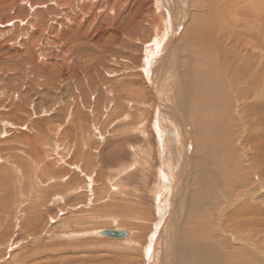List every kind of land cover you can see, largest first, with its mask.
<instances>
[{"label":"rangeland","instance_id":"374dc122","mask_svg":"<svg viewBox=\"0 0 264 264\" xmlns=\"http://www.w3.org/2000/svg\"><path fill=\"white\" fill-rule=\"evenodd\" d=\"M137 1L0 0V175L2 179H4L1 180L0 177V211L2 212V214H0V219H2L0 225V239H9L12 245L15 246L20 244L18 247L22 249L20 250L21 252L18 251V253L16 252L18 248L14 250L16 253H14L12 249H9L7 252L6 249L7 255H5V257H8L5 261L7 262L6 264H55L56 262H58V264H66L69 262L72 264H152L150 260L147 261L149 259L147 256L149 250H147L146 247L150 245L149 242L155 237V226L159 223L157 221H159L160 218L159 209L157 208L159 202L156 198V190H158V186H161V182L158 179L161 158L159 157V147L157 145L158 137L153 131V122L156 118V112L158 111L156 110L158 102L154 94H152V89L148 83L147 77L143 74V60H145L146 46L153 45L154 41L152 42V40H154L155 33H157L158 30V28H155V26L158 25V15L150 13L148 14L150 16H147L145 20L140 18V21L143 23L142 30L138 27H133L131 29L132 32L127 31V34H124L121 38H118L119 34L117 32L121 21H123V19L125 21L126 18L123 17L122 19L120 13L125 15V9L136 7V4L138 5V3L141 2V0ZM192 1L194 0H187L189 7L187 6V9L184 10L186 14L189 13L187 24H190L192 18L195 17V14H193L194 12H190V10L195 11V3ZM104 2H106V4H104ZM143 3L142 6L147 2L144 1ZM119 5L121 7L123 5V12H116ZM112 6L114 8H112ZM143 20L145 22H143ZM201 24L202 22L195 17L193 27L200 26ZM144 25L148 26L145 27ZM146 29L147 31H145ZM107 30L108 32L104 33V31ZM102 33H104V35H102ZM106 36L109 37L107 38ZM143 38L147 41L145 42ZM134 40H136V43ZM122 41L124 42L122 43ZM126 41H128V45L125 44ZM121 43L124 46L121 45ZM179 44L177 46V52L179 54L181 52V58H179L180 61H178V65L183 60L182 58L186 56L183 55L185 53H183L182 50H179L181 49ZM107 47H111L109 48L111 50H107ZM130 49L132 50L131 52ZM117 53L119 54L117 55ZM198 61L200 64H198ZM202 62L203 60H198V58L194 61V63L200 65L196 67L202 69H200V71L199 69L196 70L195 75L197 79H200L199 81L201 84H208L207 77H203V70L206 68L205 63L210 62L204 61V65ZM145 83L148 85H145ZM201 88V86H196L195 90H201ZM197 93L198 91L194 94L195 98L196 96L206 97L208 100L214 99L218 102V98L211 92L208 94L206 93L207 96H204L203 93L199 95ZM141 96H143L144 101ZM186 101L187 100H184L183 103V107L185 108L184 114L186 120H190L187 118H190L189 110L188 112L186 110L190 105H196L194 104L196 101L188 100V103ZM186 104H188V106ZM193 106L191 109H193ZM120 110L124 113H121ZM126 114L133 118L135 116V120L131 117L130 119L127 118ZM207 123H210V120H206L204 124ZM187 124L189 126L191 125L189 121ZM20 133L24 134L21 135ZM21 137L26 138L21 139ZM212 139L213 141L215 140V145L221 146L219 144H222V141H219L220 137L218 135L212 136ZM15 143H17V146ZM35 144L36 147L34 146V148H32L31 146ZM39 144H42L41 148H39ZM192 144L194 152L195 144L193 140ZM28 146H30V148ZM11 150L13 152H11ZM137 150H140L141 153ZM18 155L24 156L21 157ZM24 157H27L26 160L23 159ZM1 160L3 162L6 161V163H3ZM29 160L31 162H29ZM21 161L24 163L22 162V164H20ZM144 161L145 164L143 163ZM31 163L34 167L30 165ZM53 164L55 166L57 165V168H54ZM13 165L16 167V170ZM38 166H42L41 169ZM128 166L130 168H128ZM211 166L213 167L214 165L212 164ZM220 167H222V165H220ZM218 168L219 167H213L214 171ZM118 169L122 171V173ZM11 170L14 172L9 173ZM7 173H9L11 177ZM18 173H20V175ZM87 173L88 175L93 173V177H95H92L94 181L93 184L89 185L88 178H86L88 176L85 177ZM15 177H17V180H15ZM33 178L35 182H32ZM9 179L12 180L8 182ZM218 179L220 182L219 177ZM108 180L111 181V183ZM258 180L262 181V179ZM17 181L18 184H20L17 185L19 187L15 185ZM39 182L40 184H38ZM47 186L49 187L48 189ZM117 186L120 190L116 189ZM17 190L19 192L18 194ZM243 190L244 187L242 188V191ZM13 191H16L15 195ZM111 191H113V194ZM20 193H22V195H20ZM58 193H60V195ZM9 195H11V197ZM123 195L125 198L127 197V200ZM263 195L264 193L262 197H264ZM38 196L42 197L38 198ZM114 196L115 198L113 199ZM56 198L59 200L57 201ZM92 198L94 201H92ZM30 200H32V202H30ZM120 200H122L123 203H121ZM10 201H12L11 204ZM51 201L53 202L51 203ZM114 201H116V204H111V202L115 203ZM23 203L24 206L22 205ZM218 204L221 206L219 200ZM3 205H6V207ZM127 205L129 206L127 207ZM35 206L37 207V213H45V215L41 213L43 216L38 215L40 218L42 217L40 225L35 228H30L28 231H22L21 223L33 212ZM9 212L10 214L16 213V217H18L11 218ZM125 212H127L126 214L128 217L125 215ZM121 213L124 214L121 215ZM3 215L5 218L2 217ZM74 218L77 220L74 221ZM53 219L54 222L52 221ZM126 219L128 223L130 222L129 224H127ZM122 220H125V223L122 224ZM52 222L54 225H52ZM5 226H7V229H5ZM136 226L143 228L142 234L144 240L133 243L134 246H131V244L129 245L128 242H123L128 236L122 238V241V239H109L108 237L106 238V236L101 237L95 234V231L97 232L98 230L119 228L122 229L120 231L126 229L135 230L133 231L134 236L138 231ZM16 233H20V235L18 236ZM24 233L27 235L25 236ZM31 234L32 236H30ZM12 235H14V238ZM255 235L249 234L247 238L248 236H254L253 238L264 245V238L262 237L264 234ZM34 236H36L37 239H35ZM59 236L60 238H58ZM65 236L67 237L65 238ZM68 236L72 239L68 238ZM31 237L34 239L33 241ZM105 238L108 239L109 242ZM79 239L83 241L80 243ZM110 241H112V243ZM66 242H68V244ZM74 242L77 243L75 244ZM83 242H86L85 244H87L88 247ZM57 244H59L60 247ZM39 245L42 248L39 247ZM23 246L25 249L22 248ZM4 247L6 248V246L2 244V250L5 249ZM53 247L55 248L52 249ZM235 247L236 249H240L242 246L237 245ZM36 248L40 249L37 250ZM46 248L49 250L48 252ZM29 249L32 250L30 251ZM145 249L147 251H145ZM39 250H42V252ZM78 250L81 251V253L83 251V253H78ZM23 251H29L28 253L31 254L24 261H22L23 253H25ZM44 251L45 254L48 255H43L42 253H44ZM49 252L51 253L50 255ZM76 252L79 255L75 254ZM52 254L53 256L55 255L54 258ZM80 257L85 260H81ZM14 259L16 261H12Z\"/></svg>","mask_w":264,"mask_h":264},{"label":"bare ground","instance_id":"6f19581e","mask_svg":"<svg viewBox=\"0 0 264 264\" xmlns=\"http://www.w3.org/2000/svg\"><path fill=\"white\" fill-rule=\"evenodd\" d=\"M142 1L143 2L146 1L147 3L144 6H142V4H144ZM192 2L195 3L194 4L195 11L190 10V12H194L193 14H195L196 19L202 22L200 26L193 27V22H194L195 17L192 18L190 24H187L189 13L186 14V12L184 11L185 9H187V6H188L187 0H141V2L138 3V5L136 4V7L125 9V15L120 13V12H123V9H124L123 5L122 7L119 5L120 6L119 10H118L119 6L117 7V11L115 10L116 12L120 13V17L122 19L123 17H126L125 21L123 19V21H121L120 26L118 27V31H117L119 34L118 38H121V36H123L124 34L126 35L127 31L132 32L131 29L133 27H138L142 30L143 23L140 21V18H143L145 20L147 16H150L148 15L150 13L158 15V21L155 20L157 21V24H158V25L156 24L157 26H155V28H158V30H157V33H155L156 35H155L154 40H152V42L154 41L153 45L146 46V50H145L146 53L144 52L145 60H143V64H144L143 74H145V76L147 77L148 83L152 89V94H154V97L156 98L158 102V105L156 108V110L158 111L157 112L155 111L156 118L153 122V131L158 137L157 145L159 147V157L161 158L160 168L158 171L159 172L158 179L161 182V186H158V190L154 188L156 190V198L159 202V205L157 208L159 209L160 218H159V221H157L159 223H157V225L155 226L156 228L155 234H154L155 237L154 238L152 237L153 239L149 242L150 245L147 246L149 249L146 247V249L149 250L148 255H147L149 259L147 261L150 260L152 264H264V245L263 243L253 238L254 236L253 237L248 236L247 238V235L249 234H252V235H255V234L263 235L264 234V197H262V194L264 193V0H194ZM104 4H106V2H104ZM107 5H108V2H107ZM112 8L114 7L112 6ZM137 8L139 9V11ZM144 20L143 22H145ZM144 26L147 27L148 25H144ZM152 29H149V30H152ZM145 31H147V29ZM107 32L108 30L104 31V33H107ZM104 33H102V35H104ZM106 37L108 38L109 36H106ZM143 40L145 41L144 38ZM124 41H122V43ZM134 41L136 43V40ZM115 42H118V41H115ZM100 43H103V42H100ZM122 43L121 45H123ZM177 43L181 47V49L179 50H182V52L185 53L183 55H186L185 58L184 57L182 58L183 60L181 59L182 61L179 64L181 66L178 65V61H180L179 58H181L180 56L181 52L180 54L177 52V46H178ZM125 44L128 45L129 44L128 41H126ZM109 48L107 47V50ZM131 51L132 50L130 49V52ZM118 54L119 53H117V55ZM197 58L198 60H201V61L203 60V62L204 61L210 62V63H205L206 64L205 67L207 69L205 68V70H203L204 71L203 77H207L208 84H205V83L201 84L199 81L200 79H197V76L195 75V71L199 69V67L197 68L196 66L200 64L199 61H198V64L194 63V61L197 60ZM203 62L202 64L204 65ZM200 76H201V73H200ZM146 84L147 83H145V85ZM196 86H201L203 90L202 88L201 90H195ZM145 87H148V86H145ZM197 91H198L197 93L198 95L203 93L204 96H207V94L211 92L216 98H218L217 100L218 102H216L214 99L208 100L206 97L196 96L195 98L194 94H196ZM141 97L143 100V96ZM184 100H187V101L195 100L196 101V103H194L196 105L194 106L192 105L193 109H191L192 106L190 105L188 109L186 110L187 112L189 110L190 118L189 117L187 118L190 120H186V116L184 114L185 113V108L183 107ZM186 105L188 106V104ZM121 113H124V112H121ZM130 117L133 120H135L134 119L135 116L134 118L132 116H127V118L129 119ZM206 120H210V123L204 124ZM188 121L191 124L190 126L187 124ZM214 135H218L220 137L219 141H222V144H219V143L218 144L221 146L215 145L214 142L217 137L215 136L216 138L213 141L214 138L212 139V136ZM15 137H16V134H15ZM25 138L21 137V139H25ZM192 140L194 141V144H195L194 152H193ZM17 143H15L16 146H17ZM41 145L39 148H41ZM34 146L36 147V144L31 147L34 148ZM28 147L30 148V146ZM12 150L11 152H13ZM137 151L141 153L140 150H137ZM18 156L23 157L24 155L23 156L18 155ZM42 156L45 157L44 155ZM34 157H37V156H34ZM134 157H135V154H134ZM26 158L27 157H24L23 159L26 160ZM22 162L23 161H21L20 164H22ZM29 162L31 161L29 160ZM3 163H6V161ZM143 163L145 164V161ZM13 164H16V163H13ZM212 164L215 167H219V168L216 171H214L213 169L214 166L213 167L211 166ZM30 165H32V163ZM53 165H50V166H53ZM220 165H222V167H220ZM56 166L54 165V168ZM129 166L128 168H130ZM38 167H40L41 169L42 166H38ZM15 170H16V167H15ZM13 172L11 170V172L9 173H13ZM120 172L122 173V171ZM18 174L20 175V173ZM9 176L8 178L11 177ZM123 176H124V173H123ZM217 176L220 178L221 183L219 182V179ZM0 177H1V180H4L2 179L1 175ZM85 177L88 178L89 185L94 183L93 178L95 177H93V173H90L89 175L87 173ZM15 178H16L15 180H17V177ZM258 179H262V181ZM10 180L12 179H9L8 182ZM32 180H33L32 182H35L34 178ZM19 181H22V180H19ZM109 182L111 183V181ZM38 184H40V182ZM15 185L17 186L20 184H18V181H17ZM15 185H14V189H15ZM109 185H113V184H109ZM97 186H100V185H97ZM243 187H244V190L242 191ZM48 188L49 187L47 186V189ZM116 189L120 190L118 186L116 187ZM113 191H111V193ZM15 192L16 191H13L14 195H15ZM18 193L19 192L17 190V194ZM58 194L60 195V193ZM20 195H22V193H20ZM9 196L11 197V195ZM41 197L38 196V198H41ZM34 198H35V195H34ZM114 198L115 196L113 197V199ZM95 200H98V199H95ZM218 200H219V203H221V206L218 204ZM61 201H62V198H61ZM92 201H94L93 198H92ZM120 201L121 203H123L122 200ZM30 202H32V200H30ZM52 202L53 201H51V203ZM90 202H91V199H90ZM114 202L115 203L111 202V204H116V201ZM11 203L12 201H10V204ZM22 205L24 206V203ZM128 206L129 205H127V207ZM4 207H6V205ZM122 208L125 209L124 207ZM36 209L37 207L35 206L33 208V212L30 213L25 218L26 220H24L23 223H21L22 226L19 223V225L21 226V230L23 229L22 231L24 230L28 231L30 228H35L40 225L42 217L40 218L39 216H43V214L41 213H44V212L37 213ZM126 213L127 212H125V215L128 217ZM0 214H2V212ZM122 214L124 213H121V215ZM10 215H11V218L16 217V213L14 214L12 213ZM2 217L5 218L4 215ZM75 220L77 219L74 218V221ZM52 221L54 222V219ZM122 221H123L121 222L122 224L125 223L124 222L125 220H122ZM53 222H52V225H54ZM126 222H127V219H126ZM1 223H2V219H0V225ZM129 223L127 222V224ZM136 227L138 228V231L134 236H133V231L135 230L133 231L132 229L123 230L126 232L129 231L128 237L125 239V241H123L122 239L123 242H128L129 245L131 244V246H134L133 243H137V241L144 240L143 238L144 236L142 234L143 228L139 226H136ZM5 229H7V226H5ZM120 230L122 229L109 228V229H104L101 231L98 230L97 232L95 231V234L100 235L101 237L102 236L104 237L103 235L104 231H120ZM46 231H50V230H46ZM19 232H20V229H19ZM16 234L18 236L20 235V233H16ZM24 235L26 236L27 234L24 233ZM13 236L14 235H12V237ZM30 236H32V234ZM34 237L35 239H37L36 236ZM66 237L67 236H65V238ZM262 237L264 238V236ZM58 238H60V236ZM68 238H71V237L68 236ZM33 240L34 239H32V241ZM106 240L108 241V239ZM72 241H75V240H72ZM82 241L80 240V243ZM110 242L112 243V241ZM66 243L68 244V242ZM74 243L76 244L77 242H74ZM2 244L6 246V248L4 247L5 249L3 248L4 250H2ZM18 245H15L17 246L15 247L14 245L11 244L9 239H6V240L0 239V264L7 263L5 261L8 257H5V255H7V252L9 251V249H12L14 251L16 248H18L16 249L17 253L18 251L22 250V249H19ZM57 245L59 246V244ZM237 245H240L242 247L240 249L239 248L236 249L235 246ZM39 247L41 246L39 245ZM80 247H81V244H80ZM22 248H24V246ZM54 248L55 247H53L52 249ZM78 248H79V245H78ZM6 249H7V252H6ZM146 249L145 251H147ZM42 250H39V251L42 252ZM79 250L77 252L81 253V251ZM131 250H134V249H131ZM48 251L49 250L47 249V252ZM16 252L14 251V253ZM28 252L29 251L23 253L22 261L26 260V258H28L29 255H31ZM77 252L75 254H78ZM135 253H132V254H135ZM42 254L44 255L45 251ZM50 254L51 253L49 252V255ZM45 255H48V254H45ZM54 257L55 255L53 256V258ZM82 257H80L81 260H85V259H82ZM44 259L46 260L45 257ZM12 261H16V260L14 259ZM83 262L87 263L86 261H83ZM55 264H58V262H56ZM66 264H72V263L69 262Z\"/></svg>","mask_w":264,"mask_h":264},{"label":"water","instance_id":"95a60500","mask_svg":"<svg viewBox=\"0 0 264 264\" xmlns=\"http://www.w3.org/2000/svg\"><path fill=\"white\" fill-rule=\"evenodd\" d=\"M103 235L111 239H122L128 236L126 231H104Z\"/></svg>","mask_w":264,"mask_h":264}]
</instances>
